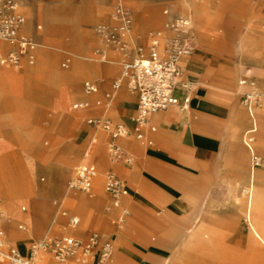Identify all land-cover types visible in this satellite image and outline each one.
Instances as JSON below:
<instances>
[{
	"label": "rangeland",
	"instance_id": "1",
	"mask_svg": "<svg viewBox=\"0 0 264 264\" xmlns=\"http://www.w3.org/2000/svg\"><path fill=\"white\" fill-rule=\"evenodd\" d=\"M14 1L25 18L24 27L28 28L26 18L29 17L33 31H39L43 37L37 38L25 31L37 42L33 64L26 59L18 66L0 64L1 70L15 74L14 78L0 81V88L6 87L7 98L12 103L25 104L23 110H16L13 104L2 106L0 99V128L14 134L11 141H2L0 137V171L11 176L13 187L12 192L0 190V230L4 239L26 253L31 241L63 234L69 216L75 215L79 217L78 238L86 240L89 233L96 232L101 242L113 245L110 260L103 259L100 264H108L116 257L115 243L118 242L123 247L124 257L110 264H167L166 260L173 258L180 247L183 230L193 222V215L201 213L202 219L205 208H200V201L210 196L214 215L206 220L208 225L206 232L202 231V247L198 242L185 243L189 255L185 264H260L256 250H264V245L251 241L247 222L234 208V200L241 198L235 195V184L237 193L242 187L237 174L248 175L253 153L238 137H233L232 117L237 108L242 115L247 113L242 96L249 85L239 84V79L247 76L260 92L259 105L253 110L258 130L251 133L253 141L250 143L260 141L253 155L264 161V131L261 130L264 128V57L259 60L264 55V47L256 48L262 53L258 54V59L252 57L255 48L248 51L254 40L264 43V0H195L205 12L200 28L194 26L190 8L181 5L191 0H123L132 11L133 26L137 23L143 27L141 33L133 32V39L129 38L131 43L138 37L146 38L151 31L163 29L176 16L190 19L196 44L186 59L199 64L190 72L185 68L182 78L188 75L186 81L191 99L200 96L229 109L236 106L233 110H224L219 120L204 121L208 123L203 126L202 133L247 150L246 172L237 174L225 167L215 169L191 159L182 161V150L157 141L158 127L155 132L144 130L140 139L134 133L129 137L119 136L114 141L119 149L113 154L109 145L110 129L115 124L130 125L117 116L112 103L106 102L101 93L94 98V104L100 107L99 114L110 121V129L86 122L89 106L72 108L73 103L86 100L83 82L91 79L98 83L101 79L90 77V64L109 62L101 61L94 48L108 47L114 54V70L106 75L111 78V84L120 75L119 52L101 42L94 30L96 24L111 23L114 0H98L101 7L96 16L83 4L78 5L80 0H27L26 13L20 3ZM41 6L50 8L52 13L46 8L40 9ZM151 12L156 15L154 24L148 21ZM8 48L9 44L0 40V54L6 53ZM43 53L45 57L41 61ZM26 69L33 75L28 76ZM53 74H63V83L51 81ZM70 80H74L75 85L68 86ZM62 89L76 93L70 98L63 96L62 104L58 105ZM10 115L16 119L11 121L7 118ZM153 124L150 121V125ZM96 138L100 139V144L90 155L97 144ZM150 140L153 141L151 145ZM134 142H139L135 150L130 147ZM70 150H75L79 157L70 155ZM88 152L89 159L83 160L81 156ZM107 158L113 166L106 170L102 160ZM93 159L96 176L103 171L100 187L104 200L101 202L91 200L96 180L88 191L68 185L76 166ZM124 164L139 167V170L134 169L143 176L141 182H135L120 175V179L126 181L127 194L114 205L113 198L105 191V179ZM79 198L87 202L73 203ZM174 203L181 209L176 210ZM65 211L67 213L63 214ZM82 222L83 228L80 227ZM210 230L213 232L209 233ZM93 253L88 261L92 260ZM97 257L95 255L89 264L99 262Z\"/></svg>",
	"mask_w": 264,
	"mask_h": 264
},
{
	"label": "built area",
	"instance_id": "2",
	"mask_svg": "<svg viewBox=\"0 0 264 264\" xmlns=\"http://www.w3.org/2000/svg\"><path fill=\"white\" fill-rule=\"evenodd\" d=\"M112 23H99L94 27L100 41L117 50L120 54L121 73L113 81V92L125 82L127 87L137 97V109L133 116L134 133L137 138H142V128L151 113L163 110L170 105L179 103L176 95L178 89L186 88L187 83L181 81L182 59L192 54L195 48V36L190 19L186 16H176L169 20L163 29L149 32L145 43L129 41L128 32L132 28L133 18L131 9L123 0H114L110 14ZM24 22L23 15L18 11L14 0H0V40L10 44L13 49L1 58L2 63L20 65L21 59L27 56L30 64L34 63L37 42L29 35L21 32ZM94 53L100 56L101 61H106V50L94 48ZM65 65V64H64ZM240 84L249 85L242 96V103L250 115L259 105L260 92L251 78L244 76ZM84 90L87 94L97 92V86L90 80L84 81ZM112 94H107L111 97ZM189 97L183 98L182 106L186 107ZM88 101L72 104L73 109L84 108ZM87 123L92 126L103 125L110 129L111 123L103 117H89ZM153 129V128H152ZM112 137L109 145L113 154L119 149L114 142L119 136L129 134L121 124H115L110 129ZM253 163L257 164L258 157L252 154ZM97 167L93 161L80 163L76 166L73 177L68 185L72 189L88 191L96 178ZM105 191L118 205L119 198L127 194V188L115 173H109L105 179ZM67 212H63L66 214ZM79 218L70 215L67 225L75 228ZM22 228V225L19 226ZM111 249L109 242H101L96 232L88 234L86 240L78 238L71 232L53 235L28 244L27 252L22 253L17 247L4 239L0 230V264H38L48 263L52 260L59 264H88L91 253L97 255L100 264L108 257ZM94 261V260H93Z\"/></svg>",
	"mask_w": 264,
	"mask_h": 264
},
{
	"label": "crops",
	"instance_id": "3",
	"mask_svg": "<svg viewBox=\"0 0 264 264\" xmlns=\"http://www.w3.org/2000/svg\"><path fill=\"white\" fill-rule=\"evenodd\" d=\"M22 8V11L26 13V10L28 8V5L26 3L27 0H17ZM84 5L85 8L89 11V13L94 14V16L97 15L98 10L101 6L98 5V0H80L78 5ZM182 7L184 8L186 5L190 8L191 12V18L193 20L194 26L197 28H200L204 21L205 12L203 11L202 7L197 4L195 0H191L190 3L185 1L181 3ZM46 8L51 13L52 10L48 7L41 6L40 9ZM19 10V8H18ZM20 12V11H19ZM21 13V12H20ZM22 14V13H21ZM111 14V13H110ZM23 15V14H22ZM155 13L151 12L148 16V21L151 24H154L155 21ZM24 17V16H23ZM52 17V16H51ZM27 20H29V26L28 28L24 27V22L21 27V32L29 35L25 31L33 33L37 38H42L43 35H40L39 31H33L31 28V22L30 18L27 17ZM25 20V18H24ZM111 22V17H110ZM112 23V22H111ZM143 31V27L139 24H135L133 26L132 24V31L131 35L134 37L133 32L135 33H141ZM30 36V35H29ZM32 37V36H31ZM33 38V37H32ZM34 39V38H33ZM145 43L146 38L142 39V37H138V40ZM7 43V42H6ZM8 44V43H7ZM263 45L264 43L260 39L254 40L250 47L248 48V51L252 48H258L259 46ZM4 46V45H3ZM13 47L9 44V48L4 54H0V64L6 65L10 63H2L1 58L6 56ZM259 49H256L255 53L252 57L257 58L261 52L258 51ZM261 50V49H260ZM36 53V52H35ZM262 54V53H261ZM191 55V54H190ZM189 55V56H190ZM112 59V62L109 61L106 65H97V64H90L88 68V73H90V77H101V79L98 81V83L91 79H86L94 82L97 86V92L93 94H87L84 90V98L86 100L82 101H88V113L89 115L86 116V122L87 118L89 117H103L99 113L100 107H98L96 104H94V98L98 93H101L104 100L106 102L112 103L114 106V111L116 112L117 116L127 125H130V127H126L123 125L129 132L128 135L125 137L131 136L132 133H134V121L133 116L136 113L137 109V97L136 95L129 90L127 87V84L124 82L122 86L113 92L112 84H111V78L106 76L110 72L114 70L113 62L115 61L114 54H110ZM189 56L184 57L182 59V75H181V81L187 83L186 88L178 89L176 91V95L179 98V103L175 105H170L167 108L151 113L148 118L146 124L142 128V133L144 130L148 129L151 132L156 131V127H158V132L156 133V139L157 141H162L163 144L166 146L171 147L175 150H182L183 154L181 155L180 159L184 162H187L188 160H193L197 164L204 165H210V167H213L215 169L225 167L228 170L238 173V172H246V169L248 167V152L244 148H241L237 145L232 144H226L223 141H220L216 136H213L211 134L202 133L203 126H207L208 122L204 121H215L222 118L224 115V110H233V108L229 109L226 106L212 101L210 99L196 96L191 99V89L189 87L188 82L186 79H188V75L186 79L182 78L183 76V70L186 68L189 72L193 69L195 65H198L194 60L186 59L189 58ZM45 57V54L43 53L40 57V60L43 61V58ZM264 55L259 57V60H263ZM27 57L24 56L21 59V63L23 60ZM258 59V58H257ZM258 60V61H259ZM28 61V60H27ZM107 61V60H106ZM29 63V62H28ZM30 64V63H29ZM44 64V63H43ZM14 65V64H13ZM18 66V65H17ZM209 71V70H208ZM26 73L28 76L33 75V72L29 69H26ZM121 73V70H120ZM119 73V74H120ZM14 73H8L4 70L0 69V81L4 82L7 81L10 77L14 78ZM56 75L59 74H53L50 78L51 81H56L59 83L61 81L63 83L64 81V75H59L58 80H56ZM214 79H216L215 75H212ZM85 80V81H86ZM74 80L67 81L68 86L69 85H75ZM114 81V80H113ZM112 81V83H113ZM84 84V82H83ZM240 84V79H239ZM6 88V87H5ZM5 88H0V99H1V105H10L13 104V106L16 108V110H23L24 105L21 102L14 101L11 102L10 99L7 98L8 91H6ZM5 89V90H4ZM76 93V91H65V89H62L60 91L61 98L59 100L58 105L62 104L63 96H66L68 98L71 97V94ZM111 93L112 96L109 98L107 97V94ZM185 96L189 97V102L186 107L182 106L183 98ZM79 97H81L79 95ZM67 98V99H68ZM80 102V101H78ZM257 108V107H256ZM76 110V109H74ZM245 110H247L245 108ZM255 113V112H254ZM228 114V111H227ZM226 114V115H227ZM8 119L13 121L16 119L13 116H7ZM234 126L233 129V137H238L241 142H243L247 148L254 154V147H257L260 143V141L253 144V147H250L243 139V135H249L252 138L253 136L251 133L256 132L258 130L257 125V118L253 115H250L248 112L245 115H242L239 112V108H237L234 112V115L232 117ZM256 120V121H255ZM150 121H153L154 124L150 125ZM250 121V122H249ZM253 123V124H252ZM252 124V125H251ZM90 125V124H89ZM254 125V126H253ZM253 126V127H252ZM153 128V129H152ZM247 130H246V129ZM249 130V131H248ZM264 131V128L261 129ZM248 131V132H247ZM247 132V133H246ZM135 134V133H134ZM136 136V135H135ZM0 137L2 141H11V139L14 137L13 133H10L8 131H4L0 128ZM118 138V137H117ZM137 138V137H136ZM155 138V136H154ZM140 139V138H137ZM116 140V139H115ZM97 144L92 148L90 155L95 152V148L100 144V139L96 138ZM139 143V142H138ZM137 142H134L131 144L132 149H137ZM153 143L152 140L149 141V145ZM187 152V155L185 153ZM250 152V154H251ZM85 155V153H83ZM88 153H86L83 160H88ZM70 155H72L74 158H78L79 154L75 152V150H70ZM252 157V154H251ZM252 159V158H251ZM96 164V161L91 160ZM264 162V161H263ZM150 165L153 164V162L149 161ZM148 163V164H149ZM155 164V163H154ZM155 165H158L156 163ZM107 170L110 166H113V162L110 161L108 158L102 160V167ZM159 166V165H158ZM135 169L139 170V167L134 166ZM130 164H124L119 171H117L115 174L119 177L122 175L128 180L131 181H139L141 182V178L143 174H139L137 170H135ZM101 171V170H100ZM143 171V170H142ZM1 172V171H0ZM103 172V171H102ZM102 172H99L98 176H96V184L94 185V191L93 195L91 197V200H94L96 202H101L102 200V190L100 187V175ZM3 173V172H2ZM120 178V177H119ZM124 181L126 185V181ZM237 181L242 185L240 188V192L237 193L238 189L235 184L234 192L235 195L238 197V195L241 196L240 199L236 198L234 200V208L237 213H241L245 219V221L248 224L249 227V234L251 237V241L256 242L260 241L263 243L262 239H264V168L263 167H256L254 163L251 164L250 170L248 172L247 176H242L240 174H237ZM95 182V181H94ZM96 188V189H95ZM57 191L60 190V185L56 189ZM243 197V198H242ZM213 199L210 196H205L200 201V208L202 209V206L205 208L204 212L202 214L201 219V213L193 215V222H191L184 230H183V241L181 242L180 247L174 254L173 258L170 260H166L167 264H185V260L187 258L188 252H187V246L185 243L190 242H198L199 245L202 244V231L205 233L208 225L206 220L213 217ZM87 201L84 198H79V200H73V203L76 204H85ZM115 205V204H114ZM173 207L176 210H180L181 208L178 206V204H173ZM78 217V216H77ZM79 218V217H78ZM89 220V218H88ZM80 227H85L84 222L80 225ZM65 232H71L74 235L77 236L78 229L70 228L67 225V229ZM209 233H212L213 231H208ZM214 234V233H213ZM261 236V238L259 236ZM193 237V238H192ZM196 238V239H195ZM116 247V257L112 259L108 264L111 262L113 263L114 260L120 261L121 258L124 256V252L122 251L123 247L120 245V243H115ZM21 251V250H20ZM22 252V251H21ZM23 253V252H22ZM112 253H113V246H112ZM256 256L259 260L260 264H264V250L257 249L256 250ZM111 258V257H110ZM110 258L108 260H110ZM107 262V261H106ZM144 262V261H143ZM38 264H58L56 261H50L48 263L45 262H39Z\"/></svg>",
	"mask_w": 264,
	"mask_h": 264
},
{
	"label": "bare ground",
	"instance_id": "4",
	"mask_svg": "<svg viewBox=\"0 0 264 264\" xmlns=\"http://www.w3.org/2000/svg\"><path fill=\"white\" fill-rule=\"evenodd\" d=\"M17 6V5H16ZM17 9H18V7H17ZM19 11V10H18ZM111 22H112V20H111ZM24 24H25V20H24ZM131 31H132V28L130 29V31L128 32V34H129V38H131V39H133V37H132V35H131ZM103 48V47H102ZM104 50H106V56H105V59L106 60H109V61H112V59L113 58H111V56H110V54H112V51L108 48V47H106V48H104ZM37 51V47H36V49H35V52ZM34 52V53H35ZM27 57V56H26ZM183 77V76H182ZM56 80H58V78H59V75H56ZM248 112V111H247ZM249 113V112H248ZM252 115L254 116V111L252 112ZM256 117V116H255ZM256 121V120H255ZM250 122V121H249ZM253 124V123H252ZM251 124V125H252ZM258 125V124H257ZM254 126V125H253ZM252 126V127H253ZM246 129V128H245ZM247 130V129H246ZM249 131V130H248ZM247 131V132H248ZM246 132V133H247ZM243 139H244V141L246 142V144H248L250 147H253V144H251L250 142L252 141V138L249 136V135H246V134H244L243 135ZM255 164V163H254ZM255 166L256 167H263L264 168V162L263 161H261V159H258V162H257V164H255ZM12 179H11V176L9 175V174H4V173H2V171L0 172V190H6L7 189V191H9V192H12L13 191V187H12ZM96 189V188H95ZM243 198V197H242ZM1 211V210H0ZM259 236V235H258ZM260 238H261V236H259ZM193 238V237H192ZM196 239V238H195ZM262 239V241H263V245H264V239L263 238H261ZM257 242V241H256ZM112 246L113 245H111V249H110V252H109V254H108V257L106 258V261L111 257V255H112ZM201 247H202V244L200 245ZM90 261H92L93 262V258H92V260L90 259L89 261H88V264H89V262ZM57 262V261H56ZM58 263V262H57ZM59 264V263H58Z\"/></svg>",
	"mask_w": 264,
	"mask_h": 264
}]
</instances>
